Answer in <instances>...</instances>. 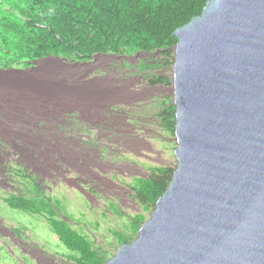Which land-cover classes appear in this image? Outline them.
Listing matches in <instances>:
<instances>
[{
    "label": "water",
    "instance_id": "1",
    "mask_svg": "<svg viewBox=\"0 0 264 264\" xmlns=\"http://www.w3.org/2000/svg\"><path fill=\"white\" fill-rule=\"evenodd\" d=\"M173 34L176 167L103 264H264V0H208Z\"/></svg>",
    "mask_w": 264,
    "mask_h": 264
},
{
    "label": "flooded vegetation",
    "instance_id": "2",
    "mask_svg": "<svg viewBox=\"0 0 264 264\" xmlns=\"http://www.w3.org/2000/svg\"><path fill=\"white\" fill-rule=\"evenodd\" d=\"M123 55L99 51L86 60L61 61L72 76H55L54 81L67 90L88 91L87 110H51L53 105L47 104V110L0 112V126L21 132L0 135V210L8 205L24 214L7 219L11 225L48 223L76 229L77 223L61 214L63 200L89 208L90 191L103 197L111 187L109 173L123 178V145L135 142L149 149L159 141L154 112L158 86L150 83L159 75L158 64L141 60L134 69ZM37 60L24 67H36L44 59ZM123 91L132 100L123 101ZM133 154L154 162L148 153ZM5 221L0 217V224Z\"/></svg>",
    "mask_w": 264,
    "mask_h": 264
},
{
    "label": "trees",
    "instance_id": "3",
    "mask_svg": "<svg viewBox=\"0 0 264 264\" xmlns=\"http://www.w3.org/2000/svg\"><path fill=\"white\" fill-rule=\"evenodd\" d=\"M208 0H0V64L25 66L47 56L86 60L95 52L158 53L163 64L174 61V31L201 14ZM159 63V62H158ZM167 82L158 75L150 83ZM164 128L174 135L175 106L171 100L160 111ZM174 168L152 167L149 177L132 186L144 210L153 209L166 189ZM146 219L137 213L126 231L118 230V244L128 243ZM130 228V232L127 231ZM54 233L68 250L73 264H103L110 252L88 236L66 225Z\"/></svg>",
    "mask_w": 264,
    "mask_h": 264
},
{
    "label": "rangeland",
    "instance_id": "4",
    "mask_svg": "<svg viewBox=\"0 0 264 264\" xmlns=\"http://www.w3.org/2000/svg\"><path fill=\"white\" fill-rule=\"evenodd\" d=\"M134 69L140 61L158 64L159 75L166 77L167 82L157 84L155 96H157L158 110H154L158 117L159 141H153L149 149L144 145L130 142L123 145V178L116 175L112 178L111 187L103 191V197L99 192L90 191L91 205L89 208L79 209L70 206L69 200H63L64 207L61 214L65 218L77 223V232L88 236L94 244L110 252L112 256L119 244L117 242L118 230L126 231L128 219L137 213H143L150 217L152 208L145 211L143 205L136 198L132 186L139 184L140 179L148 177L152 166L176 167L174 149L177 146L174 135L164 128L160 118V111L167 100L172 101V64H163V57L159 53L136 52L124 54ZM63 59L45 58L38 62L36 67L12 66L2 68L0 64V112L12 110H47V104H52L51 110L80 109L87 110L89 93L85 90H67L60 83L54 81L55 76L61 80L70 79L72 72L66 69L61 62ZM159 62V63H158ZM143 68V66H138ZM137 67V69H138ZM138 74V72L136 73ZM139 79V77H137ZM142 80V79H141ZM145 81V79L143 78ZM146 96L143 92L142 97ZM131 97L124 94L123 101H130ZM14 111V112H16ZM148 116L152 115L148 110ZM14 128L0 126V135L7 137L11 134L19 135L21 132L13 131ZM157 142V144H155ZM148 153L153 155L154 162L142 159L135 154ZM130 154V155H129ZM137 162V165L130 160ZM140 176V178H132ZM120 182H123L120 183ZM93 197V199H91ZM105 197V198H104ZM108 198V199H106ZM111 199V200H110ZM61 208V206H59ZM14 215H24L21 211L12 209L6 205L0 210V217L6 221L0 224V264H73L68 258V250L54 233L53 227L47 224L11 225L9 218ZM130 228H127L129 231Z\"/></svg>",
    "mask_w": 264,
    "mask_h": 264
}]
</instances>
